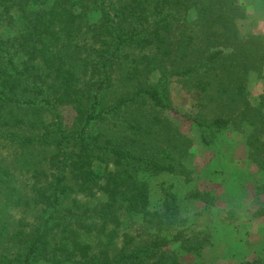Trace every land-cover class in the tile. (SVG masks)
<instances>
[{
  "label": "trees",
  "instance_id": "16d2710c",
  "mask_svg": "<svg viewBox=\"0 0 264 264\" xmlns=\"http://www.w3.org/2000/svg\"><path fill=\"white\" fill-rule=\"evenodd\" d=\"M245 14L240 0H0V264H204L181 254L201 256L206 227L170 188L151 208L150 180L187 175L168 112L205 147L250 127L264 171V87L246 98L264 36L241 34Z\"/></svg>",
  "mask_w": 264,
  "mask_h": 264
},
{
  "label": "rangeland",
  "instance_id": "374dc122",
  "mask_svg": "<svg viewBox=\"0 0 264 264\" xmlns=\"http://www.w3.org/2000/svg\"><path fill=\"white\" fill-rule=\"evenodd\" d=\"M246 17L239 24L242 35L253 33L264 36V0H240ZM264 66L261 74L251 73L246 84V98L256 106L263 93ZM154 73L152 80H156ZM173 105L181 113L193 112V95L173 81L170 85ZM66 123L74 118L71 108L62 111ZM166 117L191 141L186 161L187 175H163L150 180L151 208H159L160 189L170 188L181 203L183 216L189 221L197 218L206 227L210 243L200 257L181 254L184 261L204 264H240L257 258L264 260V218H253L252 213L264 200L259 193L264 182L251 159L248 136L251 128H229L212 146L205 147L197 129L180 120L173 112Z\"/></svg>",
  "mask_w": 264,
  "mask_h": 264
}]
</instances>
